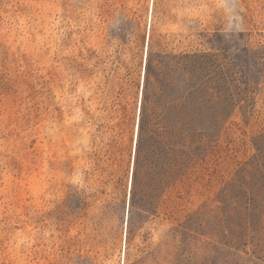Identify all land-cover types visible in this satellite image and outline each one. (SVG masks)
<instances>
[{
  "label": "rangeland",
  "instance_id": "obj_1",
  "mask_svg": "<svg viewBox=\"0 0 264 264\" xmlns=\"http://www.w3.org/2000/svg\"><path fill=\"white\" fill-rule=\"evenodd\" d=\"M202 1L0 0V61L6 53L29 86L0 99V264L169 258L172 175L166 192L156 174L138 180L145 212L129 234L151 49L149 94L171 140L187 106L185 57L208 54V153L189 173L187 264H264V0Z\"/></svg>",
  "mask_w": 264,
  "mask_h": 264
},
{
  "label": "trees",
  "instance_id": "obj_2",
  "mask_svg": "<svg viewBox=\"0 0 264 264\" xmlns=\"http://www.w3.org/2000/svg\"><path fill=\"white\" fill-rule=\"evenodd\" d=\"M202 2L201 0L199 3ZM154 34L153 25L151 42L154 39ZM3 57V61H0V69H3L2 76L7 81L8 86L10 85V88H8L10 90L2 93V88L5 87V84L2 85V82H0L1 101L5 99V96H14L11 87L15 84L23 87L25 93L29 92L28 78H25L26 81L20 79L16 74L17 72L13 71L11 64H9L11 58H8L6 53L5 56L3 54ZM185 59H188V63L185 64L182 70L186 77H190L193 82L190 80V84H188V88L185 91V104L187 106L181 109V114L176 110V117L173 121L175 123V132H173V140H171L170 136L160 125L161 116L152 107V97L149 94V90L152 87V71L155 66L153 64L152 49L149 53L131 183L130 236L135 228L133 227L134 216L145 212L144 192L138 180L146 175L148 176V174H156L158 177L157 183L163 192H166L168 188L166 185L168 180L166 179L169 175L173 176L174 185L177 187V202L173 211L179 214L180 220H177V223L169 228L166 236V238L170 236V244H172L173 251L170 252L168 249L165 251V255L169 256V258L164 259V264H187L189 261L186 255L183 254L184 251H187L186 248L189 245L188 208H183V206L184 203H187L190 193V168L194 161H203L208 153L209 109L207 104L210 90L208 54L203 49L194 55L185 57ZM155 65H157L156 69L158 70V64ZM4 72L5 74H3ZM156 83H159V81L157 80ZM2 103L11 105L7 102ZM167 158L169 161L172 158V162H168ZM167 213H169L168 210ZM164 246L166 247L167 245L164 244Z\"/></svg>",
  "mask_w": 264,
  "mask_h": 264
},
{
  "label": "water",
  "instance_id": "obj_3",
  "mask_svg": "<svg viewBox=\"0 0 264 264\" xmlns=\"http://www.w3.org/2000/svg\"><path fill=\"white\" fill-rule=\"evenodd\" d=\"M138 128H139V122H138V124H137V130H138ZM137 136V135H136ZM136 139H137V137H136Z\"/></svg>",
  "mask_w": 264,
  "mask_h": 264
}]
</instances>
